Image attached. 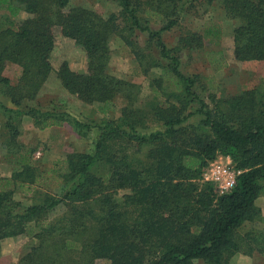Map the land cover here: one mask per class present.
I'll use <instances>...</instances> for the list:
<instances>
[{
	"label": "trees",
	"instance_id": "trees-1",
	"mask_svg": "<svg viewBox=\"0 0 264 264\" xmlns=\"http://www.w3.org/2000/svg\"><path fill=\"white\" fill-rule=\"evenodd\" d=\"M115 1L120 23L116 14L107 18L73 0H0L10 19L8 26L0 24V107L9 116L4 147L15 164L11 176L0 178V241L27 233L32 222L42 223L65 204L68 212L43 226L21 264H226L239 252H264V246L255 247L264 234L239 233L246 222L264 220L257 205L264 183V78L259 88L223 97L212 78L207 83L202 74L184 71L185 49L221 38V28L208 21L203 33L187 31L177 46L165 42L164 33L197 0ZM204 1L217 2L227 17L240 21L233 29L237 60H264V0ZM21 11L28 16L15 22ZM154 21L160 26L153 27ZM56 25L87 54L86 71L67 62L57 69L63 86L105 112L120 109L118 117L90 122L73 116L65 103L22 105L37 98L53 70ZM140 34L146 47L135 37ZM115 36L130 47L144 75L159 71L150 77L153 96L143 107L141 85L109 71ZM215 54L210 61L219 67ZM7 62L21 67L15 85L4 75ZM25 115L39 129L70 122L82 135H97L89 152H71L45 168L16 140V122ZM149 120L158 126L149 129ZM219 155L229 156L238 170L235 186L223 194L203 180ZM16 184L33 191L36 202L16 200Z\"/></svg>",
	"mask_w": 264,
	"mask_h": 264
},
{
	"label": "rangeland",
	"instance_id": "rangeland-1",
	"mask_svg": "<svg viewBox=\"0 0 264 264\" xmlns=\"http://www.w3.org/2000/svg\"><path fill=\"white\" fill-rule=\"evenodd\" d=\"M73 4H82L91 6L96 9L104 17L111 14L118 16L121 22L120 7L115 0H73ZM6 12L0 10V24L8 26L10 19L6 17ZM28 14L21 11L18 17H14L15 22H19L21 18L27 17ZM208 21H212L221 28V38L217 42L205 40L204 46L197 49H185L182 55L183 69L187 73H200L205 77L206 82L212 78L213 90L218 92L219 96L229 97L231 95L240 94L246 89L259 88L264 78V60L239 61L234 54L233 29L240 21L238 19H230L225 15V11L217 2L208 5L204 0H197L195 5H187L182 15L180 24L177 27L164 33V40L170 47L177 46L181 36L187 31H197L203 33ZM160 21H154L153 27H159ZM55 44L51 55L53 70L44 81L37 98L32 101H24L23 106H47L52 103H65L70 113L83 121L99 122L105 118L118 117L120 109L117 111H103L99 104H90L81 100L78 96L70 93L61 83L57 76V69L62 63L67 62L71 69L78 72L87 70V54L85 50L77 43L76 39L67 35L63 28L59 25L54 27ZM140 45L146 47L147 41L144 34L135 36ZM221 62V66L212 64L210 59L214 57ZM218 53V54H217ZM221 55H220V54ZM222 57V58H221ZM219 62V63H220ZM224 62V63H223ZM217 63V62H216ZM138 61L135 55L118 36H115L111 42V59L110 72L118 77L127 79L141 85V93L139 105L143 107L145 102L153 96V90L150 86V77L157 75V69L147 76L137 69ZM21 74V67L12 62H7L4 75L8 76L12 84H17ZM116 105L121 108L124 100L121 96L117 97ZM208 101V98H207ZM7 106H11L9 100L4 101ZM22 106V107H23ZM9 120L8 114L4 108L0 107V178L11 176L15 164L13 157L7 155L4 147L10 131L6 126ZM148 126L157 127L158 123L149 120ZM19 130L17 142L25 146V150L31 151V156L45 168L60 158H64L71 152H89L96 132L92 131L86 135L80 134L70 122H65L61 126H51L45 129H39L34 119L25 115L21 120L16 122ZM25 151V152H26ZM229 156L219 155L216 159L225 160ZM231 159V158H230ZM213 161V160H212ZM57 182L52 183L53 191L57 188ZM16 190L14 197L24 205H30L35 201L33 191H27L26 187L21 184L13 186ZM125 191H120L119 197H123ZM120 202H122L120 200ZM257 205L261 209V215L264 217V183L260 196L257 199ZM68 212L65 204L57 206L50 210L49 214L42 223L32 222L27 230L18 236L7 237L0 241V264H21L22 259L31 251L33 246L38 244L37 234L42 232L43 226L63 218ZM90 226L92 234L96 229L92 222L87 224ZM262 237L264 234V220L257 218L253 222H246L239 229L241 236L247 233ZM264 238V237H262ZM260 239V238H259ZM264 246V239L259 243H255V247ZM75 260V261H74ZM75 264H80L79 259H73ZM97 264H110L107 260H97ZM203 264V263H199ZM226 264H264V252L254 251L253 254L236 253Z\"/></svg>",
	"mask_w": 264,
	"mask_h": 264
},
{
	"label": "built area",
	"instance_id": "built-area-1",
	"mask_svg": "<svg viewBox=\"0 0 264 264\" xmlns=\"http://www.w3.org/2000/svg\"><path fill=\"white\" fill-rule=\"evenodd\" d=\"M238 170L230 157L225 160L215 159L209 163L203 173V180L215 184L220 194L228 192L236 184Z\"/></svg>",
	"mask_w": 264,
	"mask_h": 264
}]
</instances>
